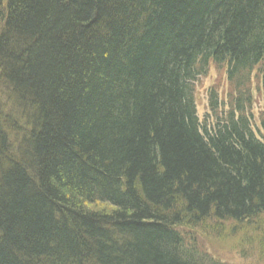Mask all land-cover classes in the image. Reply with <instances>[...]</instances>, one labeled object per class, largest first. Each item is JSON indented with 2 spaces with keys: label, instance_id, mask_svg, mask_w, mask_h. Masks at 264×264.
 Instances as JSON below:
<instances>
[{
  "label": "trees",
  "instance_id": "trees-1",
  "mask_svg": "<svg viewBox=\"0 0 264 264\" xmlns=\"http://www.w3.org/2000/svg\"><path fill=\"white\" fill-rule=\"evenodd\" d=\"M231 240L264 256V0H0V264Z\"/></svg>",
  "mask_w": 264,
  "mask_h": 264
},
{
  "label": "rangeland",
  "instance_id": "rangeland-1",
  "mask_svg": "<svg viewBox=\"0 0 264 264\" xmlns=\"http://www.w3.org/2000/svg\"><path fill=\"white\" fill-rule=\"evenodd\" d=\"M223 77L218 75V73L214 70L211 71L209 77L203 82V86L200 90L198 103H197V112L200 119H203L205 114L207 113V95L206 92L213 86L220 85L221 93H225L227 90V86L225 82L222 80ZM219 82V84H218ZM258 99L261 97L257 96ZM258 107V105L256 106ZM259 111L256 108L255 112ZM234 240L231 241H223L218 242L214 248L215 252L218 254L217 256L224 261L229 262L230 264H264V256H262L256 250L246 249L245 252H249L251 255L248 257H243L242 252L239 250H235L233 248Z\"/></svg>",
  "mask_w": 264,
  "mask_h": 264
}]
</instances>
